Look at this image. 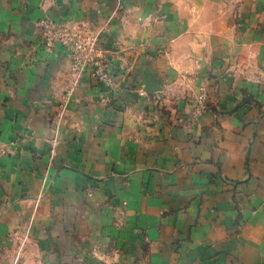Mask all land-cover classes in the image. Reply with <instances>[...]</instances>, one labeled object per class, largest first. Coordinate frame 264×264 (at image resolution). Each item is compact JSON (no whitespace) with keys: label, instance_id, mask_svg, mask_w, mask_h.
<instances>
[{"label":"crops","instance_id":"1","mask_svg":"<svg viewBox=\"0 0 264 264\" xmlns=\"http://www.w3.org/2000/svg\"><path fill=\"white\" fill-rule=\"evenodd\" d=\"M0 145V264H264V0H0Z\"/></svg>","mask_w":264,"mask_h":264},{"label":"built area","instance_id":"2","mask_svg":"<svg viewBox=\"0 0 264 264\" xmlns=\"http://www.w3.org/2000/svg\"><path fill=\"white\" fill-rule=\"evenodd\" d=\"M38 39L45 50L51 51L54 45L59 44L68 50L70 58V85L66 91L67 100L78 85L82 73L89 66H94L92 76L105 86L111 85V78L101 67V63L92 60L91 54L96 46L95 40L80 29H70L63 24L54 23L48 17L37 21ZM5 152L0 145V161Z\"/></svg>","mask_w":264,"mask_h":264},{"label":"rangeland","instance_id":"3","mask_svg":"<svg viewBox=\"0 0 264 264\" xmlns=\"http://www.w3.org/2000/svg\"><path fill=\"white\" fill-rule=\"evenodd\" d=\"M47 1H48V3H51L53 0H47ZM46 17H47V15H45L43 18H46ZM70 29H76V28H70ZM77 29H80L83 33H86V34L90 35L92 37V39L95 40L97 48L95 47L93 49V52L91 54V58H92V60L101 63V67H103L104 71H106L105 64L103 63V57L107 53V51H106V49H102L99 46L98 39H99V35L100 34L92 32V31H90L88 28H86L84 26H79V27H77ZM89 67L92 68V72H91V74H92L93 70H94V66L92 65V66H89ZM126 68H128V67H125V70H126ZM112 71H115V69L112 68ZM109 77L111 78L112 76L109 75ZM155 79H157L160 82V86L162 88V80L158 79V78H155ZM141 84L143 85L142 79H141ZM111 85H112V80H111ZM111 85L108 86V88L111 87ZM189 100H190L189 102H190V105H191L190 113H189L190 120L195 121L207 109L206 95H205L204 92H200L198 95L195 94V95L189 97ZM12 145H14V144H12Z\"/></svg>","mask_w":264,"mask_h":264},{"label":"water","instance_id":"4","mask_svg":"<svg viewBox=\"0 0 264 264\" xmlns=\"http://www.w3.org/2000/svg\"><path fill=\"white\" fill-rule=\"evenodd\" d=\"M143 91L145 93H156L161 90L160 82L152 75H146L142 80Z\"/></svg>","mask_w":264,"mask_h":264}]
</instances>
